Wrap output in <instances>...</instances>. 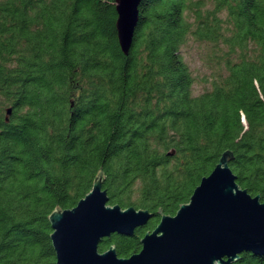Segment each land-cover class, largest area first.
I'll list each match as a JSON object with an SVG mask.
<instances>
[{"label": "trees", "instance_id": "1", "mask_svg": "<svg viewBox=\"0 0 264 264\" xmlns=\"http://www.w3.org/2000/svg\"><path fill=\"white\" fill-rule=\"evenodd\" d=\"M188 3L142 0L124 55L116 0H0V264H56L48 217L75 208L99 173L110 205L154 214L100 244L124 259L225 151L240 188L264 201V0H217L230 53L199 96L181 56ZM219 30L206 22L198 35L218 42Z\"/></svg>", "mask_w": 264, "mask_h": 264}, {"label": "water", "instance_id": "2", "mask_svg": "<svg viewBox=\"0 0 264 264\" xmlns=\"http://www.w3.org/2000/svg\"><path fill=\"white\" fill-rule=\"evenodd\" d=\"M142 0H116L118 42L128 55L139 23ZM12 113L7 110L6 120ZM225 151L212 173L201 180L188 204L175 216H163L142 239V250L120 258L114 246L100 253L112 235L133 236L154 214L110 205L102 173L78 205L56 208L48 217L56 264H234L249 253L264 258V201L237 183Z\"/></svg>", "mask_w": 264, "mask_h": 264}, {"label": "rangeland", "instance_id": "3", "mask_svg": "<svg viewBox=\"0 0 264 264\" xmlns=\"http://www.w3.org/2000/svg\"><path fill=\"white\" fill-rule=\"evenodd\" d=\"M217 0H189V9L185 17L190 33L181 48V56L194 79L193 95L199 96L212 89L216 78L224 72L225 59L229 55L228 40L233 27L226 10H218ZM212 25L218 21L220 26L218 42L198 35L206 22ZM254 45L250 46V55H254Z\"/></svg>", "mask_w": 264, "mask_h": 264}]
</instances>
